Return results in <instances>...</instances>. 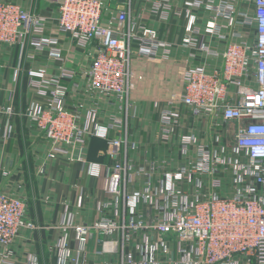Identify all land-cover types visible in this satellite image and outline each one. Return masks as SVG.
Returning <instances> with one entry per match:
<instances>
[{"label":"built area","instance_id":"built-area-1","mask_svg":"<svg viewBox=\"0 0 264 264\" xmlns=\"http://www.w3.org/2000/svg\"><path fill=\"white\" fill-rule=\"evenodd\" d=\"M51 1L57 10L55 31L67 34L75 47L92 46L94 53L85 70L61 65L49 73L45 67H27L31 96L20 115L28 132L47 142V158L80 161L96 177L100 164L86 161L85 153L90 138L97 137L106 142L112 161L105 171L108 197L96 205L100 216L76 223L63 212L57 226L62 237L50 246L56 264H264V0L186 2L181 44L218 56L205 37L216 39L224 46L222 64L212 72L204 64L178 65L170 91L160 80L163 94L156 103L165 107L159 109L156 139L176 155L140 166L127 161L121 118L110 116L101 124L96 102L81 114L69 106V98L80 92L82 78V93L113 97L126 110L141 80L137 66L167 65L170 43L142 23V10L131 14L132 0H122L106 21L103 0ZM143 1L159 20L180 14L170 0ZM196 11L207 14L202 31ZM46 30L42 16L0 0V46L17 47L29 61L42 51L62 61L58 37ZM19 71L18 65L15 79ZM181 107L208 120L211 142L190 133L173 140ZM3 112L0 139L5 141L14 133L10 118L15 112L10 104ZM26 211L24 197L0 191V264H16L12 245L20 231L40 228ZM93 236L98 246L91 249Z\"/></svg>","mask_w":264,"mask_h":264},{"label":"crops","instance_id":"crops-1","mask_svg":"<svg viewBox=\"0 0 264 264\" xmlns=\"http://www.w3.org/2000/svg\"><path fill=\"white\" fill-rule=\"evenodd\" d=\"M25 10L37 13L46 20V35H56L59 46L63 50L62 61L51 60L46 52L36 53L33 61L21 56L17 47L6 49L0 46V128L6 123L7 115L4 108L10 104L15 116L10 118L14 133L7 139H0V191H7L25 198L27 203L26 216L40 228L20 231L12 245V255L16 264H25L26 260L35 264H56V253L50 246L62 235L57 228L65 210L72 214L73 221L91 222L100 216L96 209L98 201L105 200L107 186L106 166L112 163L105 153L106 142L103 139L90 138L85 153L88 162L100 164L98 176H90L85 165L80 161L69 162L65 158H47L48 144L41 138H34L25 127V120L20 115L26 108L31 91L27 86V67H45L49 73H57L61 65L75 70H85L94 53V48L73 46L67 34L55 31L56 5L51 0H9ZM103 20L115 16L123 4L122 0H103ZM191 0H170L171 5L180 12L179 15L169 13L165 20H159L149 12L147 2L132 0L131 14L137 15L142 10V23L152 27L158 37L170 43L169 63H149L137 66L141 76L129 95V106L120 108V103L113 97L99 94L92 96L82 93L85 82L78 78L79 90L69 98V106L77 108L84 114L94 102L98 106V121L107 124L110 116L122 119L124 127L119 132L127 140V161L134 166L147 165L150 161H162L176 155V149L168 144L159 143L156 139L158 131L159 109L164 104H157L163 94L160 80L166 84L168 91L175 89L177 77L176 67L204 64L208 72L221 67L223 44L216 39L205 40L210 47L218 52V56H210L196 48L181 44L184 35L185 4ZM145 5V6H144ZM201 18L197 24L201 31L207 14L196 11ZM28 48V47H27ZM26 48V49H27ZM28 50V49H27ZM21 67L17 79L14 78L15 68ZM182 118L174 129L173 140L180 134H193L200 142H211L214 131L208 120L202 116H193L187 108L181 107ZM112 137L117 132H110ZM134 144L135 148H131ZM5 172L6 174H3ZM98 246V237L93 236L88 247Z\"/></svg>","mask_w":264,"mask_h":264}]
</instances>
